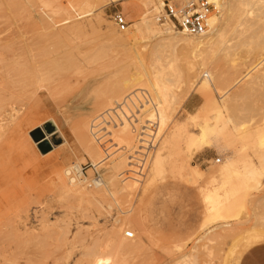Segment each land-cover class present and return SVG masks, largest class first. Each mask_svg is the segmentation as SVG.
<instances>
[{
    "label": "rangeland",
    "instance_id": "obj_1",
    "mask_svg": "<svg viewBox=\"0 0 264 264\" xmlns=\"http://www.w3.org/2000/svg\"><path fill=\"white\" fill-rule=\"evenodd\" d=\"M96 1L0 0V38L9 39L8 47L15 45L6 64L13 63L17 71L23 67L20 62H28L17 71L22 74H12L7 66L0 76V107L8 106L14 115L5 118L0 112V264H240L258 246L240 258L251 243L240 228L250 234L264 229V177L261 185L251 186L245 174L259 167L264 152L255 142L242 148L234 140L237 125L250 130L263 125L264 49L241 42L238 33L245 26L231 22L223 38L187 53L143 32L139 18L158 15L147 13L140 5L143 0L100 7ZM116 11L125 15L132 42L115 28ZM158 27L164 31L167 26ZM258 28L264 35V22ZM19 46L23 50L18 51ZM60 51L69 57L55 59ZM138 89L153 97L155 111H148L142 122H156L159 138L147 175L141 182L123 181L120 175L128 169L129 153L112 148L104 185L82 183L87 190L101 191L96 202L65 194L62 180L70 178L65 169L97 165L104 156L93 137L94 121ZM49 118L57 121L68 144L44 158L27 132ZM216 120L225 124L226 139L231 136L233 150L219 149L225 154L213 147L197 149L199 144L184 134L174 138L176 125H186L188 134L198 138L199 126H212ZM111 132L119 147L137 146V133L127 123ZM230 152L237 156L236 172L225 176L220 172ZM179 158L203 171L205 179L177 171ZM92 175L89 170L87 178ZM212 186H223V205L233 204L232 217L225 219L229 227L214 229L206 199ZM235 192L239 195L233 200ZM128 231L134 239L126 237Z\"/></svg>",
    "mask_w": 264,
    "mask_h": 264
},
{
    "label": "bare ground",
    "instance_id": "obj_2",
    "mask_svg": "<svg viewBox=\"0 0 264 264\" xmlns=\"http://www.w3.org/2000/svg\"><path fill=\"white\" fill-rule=\"evenodd\" d=\"M129 1L132 2L131 0H97L96 2H98V4H99L98 7H100V5H103L104 6L106 4H119V3L129 2ZM156 1H157V3L155 2V0H143L142 4L140 3V5L144 8V10L147 11V13H148V11L151 10L153 13H156V15L158 14L157 17H155L153 20L152 19L151 20L148 19V17H147L148 14H147V16L146 15L141 16L139 18V20H142V22H141V25H142L141 29H143V32H145L146 34L155 36L159 40L160 43H163V44L166 43L167 44L166 46H168L170 48L175 49L177 47H181L182 50H184V51H186L188 53V52L197 51V50H199L203 46H211V45H213L216 42L215 41L216 38L217 39L218 38H223L225 36V29H226V27L231 22H233L236 25L238 24L239 26L240 25L245 26V29H243L242 31L240 29L239 30L240 32L238 33V37H239V39H240L241 42L244 43V42H247V41H252L253 43H256L257 44V47L258 48L259 47H262L264 49V35L261 32H259V30H258L259 29L258 28V25L260 23L264 22V0H218L216 2L217 3V13L216 14H212V16L210 18V29H209V31H208L207 34H205V35H203L201 37L186 36V35H184L182 33L179 34L180 32H178L175 29H173V27H169L167 25H166L167 27L164 29V31L161 30V27L160 28L158 27V23H159L158 22V19H159L160 15L162 14L163 0H156ZM42 2H43V0H42ZM226 6H228V13L225 15L226 18H223L224 10L226 9V11H227ZM38 11H40V10H38ZM46 19H47V17H46ZM76 19H80V18L77 17ZM76 19H73V20L76 21ZM76 22H78V21H76ZM71 23H73V21ZM76 24L77 23H75L74 25H76ZM75 27H77V25ZM82 27L84 28V26H82ZM108 27H109V25H108ZM174 31H176V32H174ZM11 32L12 31H10V33ZM0 33H2V32H0ZM32 33H35V32H32ZM27 35L30 36V34H27ZM121 35L127 41H131V39H130V31L127 30L125 33H122ZM133 37H134V35H133ZM8 40H7V42H8ZM134 40H135V38H134ZM172 40H177V41L174 42ZM60 41H61V39H60ZM62 41H64V40L62 39ZM7 42H5V39L3 40V39L0 38V73H1L0 76L5 73V72L3 73L1 71L4 70V68L8 66L7 65L8 63L7 62H10L11 61V58H10V61L7 60L9 58V55H10L9 52L12 50V48H15V45L13 47L12 44H11L12 46L8 47L10 44L7 45ZM56 42L58 44L59 43V40L56 41ZM252 42H250V43H252ZM11 43H13V42H11ZM71 43H69V44H71ZM243 43H242V45H243ZM26 46L29 47L28 45H26ZM161 46L163 48V45H161ZM27 47H24V51L25 52L26 51L29 52L28 50H25ZM58 47H60V46H58ZM17 49H18V51L19 50L20 51L23 50L21 46H19ZM17 49H16V51H17ZM63 51H66V50H63ZM13 52H15V51H13ZM13 52H11V53H13ZM17 53H19V52H17ZM17 53H15V54H17ZM15 54H11V57L14 55L13 56V58H14L15 57ZM62 55H63V52H61V51L60 52H56V54L54 53L55 59H58L60 57L63 58V57H66L67 56L65 54H64V56H62ZM20 57L21 56H19V59H20ZM68 57H66V58H68ZM71 58H72V56H71ZM14 59H17V58L15 57ZM19 59H17L16 61H18ZM24 59H25V56H24ZM24 59H22V61H24ZM155 60H157V59H154L153 62H155ZM20 61H21V59H20ZM263 61H264V59L262 60V62H260V61L259 62L262 64ZM25 62H26V60H25ZM259 62L256 64V66L258 64L261 65ZM20 63H21V65H19V66H21V67L23 66L24 67V64L25 63L24 64L22 62H20ZM27 63L28 62H26L25 65H27ZM12 64H11V67H10V65L8 66L11 69V73L13 74V72L15 71L17 75L19 73L22 74L21 72L17 73V71H20V70L22 71L23 67H22V69H20L21 67H17V68L20 69V70H17V71L14 68V71H13V69H12V66L13 65ZM14 64H15V61H14ZM48 64H50V63H48ZM155 64L156 63H154V66H155ZM15 65H17V64H15ZM10 69H8V70H10ZM24 69H25V67H24ZM6 70H7V68H6ZM23 71H25V70H23ZM8 72L10 73V71H8ZM12 74H10V75H12ZM256 76H257V74H256ZM9 77L10 76L8 75V78ZM4 78H7V76H5ZM11 78L12 77H10V79ZM263 78H264V75H263ZM3 79H2V82L4 80L6 81V79H4V80ZM7 80H9V79H7ZM16 80L18 82V79H16ZM20 81H21V79H20ZM6 82H5V84H7ZM12 82H14L13 79H12ZM250 82H252V81H249V83ZM14 83L16 84V82H14ZM12 85H14V84H12ZM12 85H10V86H12ZM2 86L3 85H1V87ZM12 87H14V86H12ZM4 107H0V112L5 113V115H3L2 117H4V116H5V118L11 117V116L13 117L14 115L11 114L13 111H10L11 109H8V106H7V109L10 112L7 111V109L4 108ZM6 112L8 114H6ZM2 113L0 115H2ZM3 121L4 120H2V122ZM42 123L40 125H36V126L32 127L31 129H29L27 133L28 134L30 133V136H31V138L33 140L32 139H29V140H31L32 146H34V148L36 149L37 153L40 156L46 158V157H49L50 155H52L57 149L65 146V145H67L68 144V141H67V138H66L64 132L59 128V126L57 124V121H55L53 118H49L43 124ZM262 123H263V125L256 126L257 128L255 130L248 129V127L245 126V124H243V125H241V124L240 125H237L236 126V129H235L236 135H235V139L234 140H236V142L242 143L241 144L242 145V148L243 147H247L249 144L251 145V143L255 142L257 144V146L260 148V150L262 149L263 152H264V120H263ZM182 124H185V123H182ZM224 125H222L221 122L218 121V120H216L215 123H214V125H212V126L211 125H200L199 126L200 132L198 133V136H197L198 138H194V137H192V136H190L188 134V132L186 131V125H181V126L176 125L175 126V131H174V138H177V137H180V136H184L185 135L186 136V139L189 140L190 143H193V145H194V143L196 145L199 144L197 149L204 148V146H207V147H210V148L213 147L217 151L219 149L224 150V151L225 150H227V151L233 150V149H229V146H230L229 144L231 143V141L228 139L229 136L226 135L227 136V139L225 137V131H224L225 130V126ZM229 138H231V136ZM233 147L236 148V146H234V145H233ZM232 152H230V154ZM93 155H94V153H93ZM235 155L236 154L234 153V156L232 154L230 155L232 157H230L228 155L225 157L224 164L222 165L223 168H222V171L220 172V174H223L225 176H229V175L233 174L234 172H236V170H235L236 168H234V166H235L234 164L236 162V157L237 156H235ZM92 158L94 159V157H92ZM161 161H162V157L158 156L157 163H159ZM176 163H177L176 169L180 173H185L188 176H190V177H192V178H194L196 180L205 179V177H206L205 176V173L203 171H201L200 169H198L195 165H192L189 162L184 161L181 158L177 159L176 160ZM70 170H75L77 173L80 174L81 167H80L79 164H75L70 169H68V168L65 169V172H63V173H65L66 178H67V175L70 174L69 173ZM245 171H246V173H245L246 174V177L249 180L251 186H253V185H256V186L261 185L259 183V179L261 177H264V153L262 154V156L260 158V165H259V167L258 166L256 168L250 167V168H248ZM60 179H62V178H60ZM67 179H65L66 181L64 183H63L64 180H62V184H64L63 185V187H64L63 189L65 191V194L68 193V192H70V193L73 192L77 196V199L79 201H81V202H86V203H92L93 204L94 201L95 202L97 201L96 200V199H98L97 196H99L100 195L99 193H101L100 190H87L86 187L84 188L82 186V183L83 182L81 180H79V179H72V178H67ZM210 183H212V182H210ZM103 185H104V182L101 185H96V187H101ZM61 188H62V185H61ZM256 188H258V187H256ZM256 188H254V189H256ZM221 189H223V186H212V187H209V189H207V192H206V199L211 204V206L208 208V212H209V215H210V219L215 222V228L214 229L223 228V227H229L230 226V223L228 222V220L226 221L225 219H229L230 217H232V216H230V214H231V211H232L233 204L232 205H229V206H226V205H223L220 202V190ZM245 192H246V190H245ZM233 195H234V198H231V199L235 200L238 197L239 194H237L235 192ZM244 195L245 194L243 193V196ZM233 200H232V203H233ZM262 203H264V202H262ZM245 222L248 223V221H245ZM245 222L243 223V225L246 224ZM124 226H126V225H124ZM254 226L258 227L259 225H254ZM251 228H253V226ZM230 230H232V229H230ZM240 230H242L244 233H247L246 238H247L248 241L251 242L247 246V248H245L244 251L241 253V255H240V258H241L243 256V254L249 248H251L253 245H258V244L264 243V229H262V231L253 229L252 234H250L249 231H248L249 229L247 230L245 227L240 228ZM114 239L116 240L115 237H114ZM122 245H124V244L122 243ZM120 246H121V244H120Z\"/></svg>",
    "mask_w": 264,
    "mask_h": 264
},
{
    "label": "built area",
    "instance_id": "obj_3",
    "mask_svg": "<svg viewBox=\"0 0 264 264\" xmlns=\"http://www.w3.org/2000/svg\"><path fill=\"white\" fill-rule=\"evenodd\" d=\"M218 0H163L162 14L158 22L162 25L173 27L176 31L192 37H201L210 29V18L217 12ZM112 21L119 33H125L129 29V23L123 13L116 11L112 15ZM152 95L145 89H138L126 96L123 101L116 104L111 110H107L93 123V137L103 149L104 156L101 161L81 167L80 174L71 170L70 178L79 179L89 187L101 185L105 166L116 151L129 153L128 169L120 177L123 181L143 179L148 172L154 153L159 144L157 123L146 119L142 122L148 111H155ZM145 110V111H144ZM143 111V113H142ZM127 123L134 133H137V146L132 150H125L113 143L111 128L115 129ZM220 162L219 159L216 160ZM92 170L93 175L87 178V172ZM128 239H134L132 231L126 232Z\"/></svg>",
    "mask_w": 264,
    "mask_h": 264
},
{
    "label": "crops",
    "instance_id": "obj_4",
    "mask_svg": "<svg viewBox=\"0 0 264 264\" xmlns=\"http://www.w3.org/2000/svg\"><path fill=\"white\" fill-rule=\"evenodd\" d=\"M240 264H264V244L251 248L243 256Z\"/></svg>",
    "mask_w": 264,
    "mask_h": 264
}]
</instances>
